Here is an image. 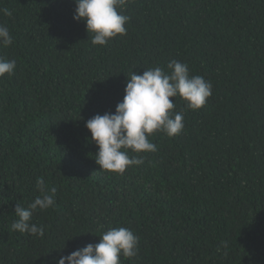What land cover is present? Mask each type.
I'll return each instance as SVG.
<instances>
[{"label": "trees", "instance_id": "trees-1", "mask_svg": "<svg viewBox=\"0 0 264 264\" xmlns=\"http://www.w3.org/2000/svg\"><path fill=\"white\" fill-rule=\"evenodd\" d=\"M75 7L0 0L13 37L0 56L17 65L0 78V264H55L121 226L139 237L122 264H264V0H129L126 34L106 46ZM172 59L212 95L196 111L170 97L182 132L154 133L157 151L123 175L99 171L86 121L115 112L132 71ZM38 177L56 188L55 206L33 213L43 238L11 230Z\"/></svg>", "mask_w": 264, "mask_h": 264}, {"label": "clouds", "instance_id": "clouds-1", "mask_svg": "<svg viewBox=\"0 0 264 264\" xmlns=\"http://www.w3.org/2000/svg\"><path fill=\"white\" fill-rule=\"evenodd\" d=\"M73 19L84 21L86 31L92 34L93 46H106L112 38L124 35L130 17L124 14L129 0H74ZM3 15L11 16L7 8L0 9ZM13 43L9 28L0 24V46ZM16 61L0 56V78L12 76ZM124 96L115 107V112L96 114L85 123L90 131V142L98 146L95 162L99 171L123 175L130 166L144 163L141 153L157 151L156 144L149 140L154 133L162 132L168 137L179 135L185 127L184 111H175V102L170 97L179 96L185 109H201L212 95V84L200 75H191L186 62L172 59L167 71L161 66L147 68L143 74L132 71L127 76ZM129 150L136 155H129ZM39 192L27 207L17 203L12 231L27 233L41 238L44 226L32 223L33 213L55 206L56 188H49L43 177L36 180ZM226 249V241L221 242ZM221 246L217 251H221ZM139 251V237L126 227H111L100 235L99 243H88L82 248L54 258L55 264H122L121 257L131 259ZM227 255V252H224Z\"/></svg>", "mask_w": 264, "mask_h": 264}]
</instances>
